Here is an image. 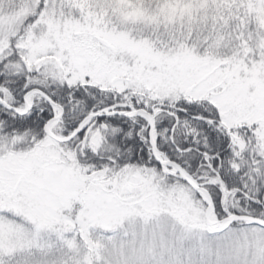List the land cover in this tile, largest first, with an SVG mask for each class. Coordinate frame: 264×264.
Wrapping results in <instances>:
<instances>
[{
    "label": "snow or ice",
    "instance_id": "obj_1",
    "mask_svg": "<svg viewBox=\"0 0 264 264\" xmlns=\"http://www.w3.org/2000/svg\"><path fill=\"white\" fill-rule=\"evenodd\" d=\"M0 264H264V0H0Z\"/></svg>",
    "mask_w": 264,
    "mask_h": 264
}]
</instances>
